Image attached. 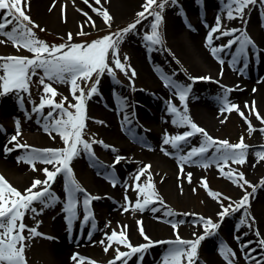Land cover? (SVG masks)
Instances as JSON below:
<instances>
[{"label":"snow or ice","instance_id":"6c2138e0","mask_svg":"<svg viewBox=\"0 0 264 264\" xmlns=\"http://www.w3.org/2000/svg\"><path fill=\"white\" fill-rule=\"evenodd\" d=\"M76 3V0H73ZM85 3H89V0H85ZM96 5L100 7H94V11L103 17L104 22L111 28L112 17L107 10L101 4V0H95ZM170 3L175 6L178 4V0H170ZM260 3L264 7V0H225L226 17L231 20L237 16L243 17L245 15V8L249 5H255ZM53 6L56 5V0H52ZM169 0H144L142 8L136 13V18L123 28L117 29L115 33L107 32L105 35L93 39L90 42L73 40V33L69 32L65 37V42L59 44L49 45L44 40L37 37L30 25H37V22L32 20L29 13L25 10L26 7L30 8L29 0H0V10H5L2 13V19H0V34L8 37L17 47L22 46L28 49L33 55L13 54L7 56H0V95L13 93L17 97L18 103L21 108H24L25 98L23 93H29V99H31L30 85L33 83L32 77L39 76V85H44L42 95L39 103H33L31 113L37 114L38 119L43 121V130L50 136L52 132L58 133L63 140V147H35L23 143L20 139L21 136V121L16 118V131L11 135L8 144L5 145L4 151L6 153L12 152L13 149L22 148L24 152L22 155L17 156V161H23L28 163L33 170L42 171L46 175L41 177H35L32 183L26 187L23 191L18 190L7 179L0 174V264H27L25 249L28 247L26 241L32 239L36 235H45L40 233L37 227H31L24 222L26 213L32 214L43 213L47 208L55 207L57 203L62 201V197L59 194L53 192L51 188L52 182H54L58 174H62L64 178V187L66 191V202L64 203L63 211L66 212L68 227L71 229L73 221L79 218L77 206L81 203L80 196L82 194V207L83 217L82 220L85 224H90L91 228H96V222L94 213L90 210V204L94 199H98V196H94L85 189L81 183L75 178L74 169L71 166L75 157L80 156L83 152H87L88 156L95 160V152L93 150V143L96 141H89L83 138V130L86 127L85 119L87 115V99L91 98L94 94L100 91L99 85L101 78L107 71L112 75L115 80V72L112 64L109 63V59L114 62L115 68L121 69L125 72V75L130 81V87L135 90V82L133 77L137 75L134 67L127 61L130 59L127 54L124 55L123 61L120 57L119 46L120 43L126 38V35L132 31H136L137 25L141 20H144L146 16L153 17L150 24V31L146 30L143 33V39L151 50L153 47L159 45L163 50L164 39L160 32V24L164 19L163 12L168 6ZM151 9V11L149 10ZM63 11V9H61ZM81 11H83L81 9ZM84 16L87 20L95 26L93 17L87 12H84ZM7 25H13L10 30L6 29ZM210 27V31L206 36V46L209 47L210 52L214 58H216L221 65L225 64V60L221 53L225 49H230L235 44V50L230 53L231 60L229 63L236 68L240 63H243V68L238 70L242 73L244 68L248 67L249 53L257 49L256 41L250 36L246 30L240 31L239 36L232 35L226 42L214 44V34L224 36L227 34H233L238 31L236 27H224L222 25L221 16L216 17V23ZM43 30V28H41ZM83 34L82 31L75 33V35ZM137 35H140L137 32ZM131 70V74L128 71ZM95 74V78L93 76ZM220 75H223V68L220 69ZM165 87L171 89L176 97L179 99V105L173 102L172 99L166 101L167 112L171 115V123L177 127L187 126L184 131L176 132L175 134L166 132L161 144L162 150L166 154L176 155L180 162V169L183 172L185 163H196L203 167L215 164L217 168L221 169L222 174L233 180L242 189L245 185H251V192L244 190L243 194L237 200H233V197L226 196L225 198L231 203L224 204L221 196L223 194L216 191L209 190V194L219 201L220 210L216 213L219 217L217 220H213L212 217H204L202 214L192 213L193 216H198L199 219L193 221L203 228L202 232L194 231L192 238H184L179 235L178 228L184 223L183 220L169 219L166 220L171 225L174 238L168 237L164 240H155L148 236L142 224V218L137 220L139 225V231L144 238V242L133 244L130 238L127 236L125 230L117 231L113 229L110 233L105 232L106 240H101L99 243L104 245V250L107 252L113 242L117 245L126 246V250H121L120 247L115 248V255L106 262V264H113V261H121L122 264H127L128 259L137 256L138 264H142L144 254L156 244L165 243L168 247L165 249L162 257V264H196L198 258V247L205 238L218 234L220 225L224 222L226 216H231L238 210L242 209L245 205L250 203V197L257 190V185L252 184L250 181L244 178V173L239 172L233 168H229L228 171H223L224 166L229 162H238L243 164L246 159V150L248 145L244 142L243 137L237 143H230L227 139H221L210 135L205 128L198 125L188 114L187 99L193 89V83H185L175 79V73H164L161 77ZM215 79L211 75L190 76L192 82L203 80ZM57 83H69L70 90L74 96L75 103L68 101V104L75 111H70L68 107H65L64 101L68 100L65 96L60 102H56L52 97L57 95V88L53 87L52 82ZM80 81L90 82V87L85 89L81 87ZM234 86L224 85V91L218 96V101L221 103L220 111L236 110L245 121L248 122V131L251 133L253 130V124L248 119V116L240 109V107L228 100V93ZM255 91V89H253ZM77 92L79 94H77ZM50 93L51 95H44ZM123 101L121 111L129 109L127 103V97L121 98ZM246 105L248 102H245ZM181 105L183 107H181ZM45 106H50V110L42 116ZM253 108L255 102H252ZM57 110H59L57 112ZM30 116V113H26ZM258 119L264 121L258 111H256ZM135 118V113L128 110L123 116V120L127 124H132V119ZM227 119V116L223 117ZM104 124V121H99ZM123 126V125H122ZM3 126L0 125V129ZM6 131V129H4ZM200 134V142L198 145H192L184 151L183 146L189 143V138L195 134ZM55 137H53L54 139ZM15 141L13 144L12 142ZM105 149L111 148L113 152H116L114 145L107 144L104 140L98 141ZM11 145V146H9ZM164 145H170L171 149L164 147ZM211 150V151H210ZM257 156L264 159V151L257 152ZM124 156L117 154L112 166H108L107 178L115 186L118 181L114 177V165L120 163ZM37 162L43 163L45 166L42 169L37 168ZM223 162V163H220ZM99 164V161H96ZM49 165L51 167H49ZM150 163L143 164L135 172L136 181L140 180L141 175L145 174L146 169H150ZM148 180L140 183L136 182L134 187L138 189L137 199L135 203H128L124 206L123 210L128 211L132 208L133 211L143 212L149 206L153 204L154 200H159L164 203V198L159 195L155 190L154 184L151 180L153 173L147 171ZM189 181H191L192 173H187ZM204 186L207 188L206 178L202 177ZM260 185H264V177L260 179ZM40 186V187H37ZM182 190V189H181ZM195 191V189H194ZM142 195V199H141ZM125 201H129L127 191L125 192ZM40 205L41 207H38ZM153 213L157 212L155 206H151ZM168 216L173 215L172 209H165ZM188 213H184L187 215ZM251 216L246 209L244 215L238 221L237 227L247 225L252 227L251 221H255V217L251 216V221L248 217ZM91 218V220H90ZM158 220H163L164 217L157 216ZM42 221H37V224ZM109 223H111L109 221ZM107 227V225H106ZM127 226H122V229H126ZM25 229H28L25 234ZM91 237L92 232H88ZM243 235H247L244 233ZM255 235L258 240L255 242L261 248H264V234H261L259 229H256ZM237 240H241V236L236 237ZM95 243V241H93ZM252 240L242 241L241 248L244 251L245 259L250 264H264V255H261L260 259H255L254 256L249 255L250 252H255L254 248H249L248 245L253 244ZM219 251L227 262V264H238L237 253L228 244L221 242ZM259 255V254H258ZM75 259V257H73ZM91 264H97L95 260L91 261Z\"/></svg>","mask_w":264,"mask_h":264},{"label":"bare ground","instance_id":"6f19581e","mask_svg":"<svg viewBox=\"0 0 264 264\" xmlns=\"http://www.w3.org/2000/svg\"><path fill=\"white\" fill-rule=\"evenodd\" d=\"M141 2V0H118V2L110 4V0L107 2L105 0V5L103 7L107 8L113 19L121 21L125 17L135 13L134 11H140ZM195 3V0H183L182 2L183 7L191 16L193 15L195 9H198V4L195 6ZM43 4L46 6L45 9L42 8ZM221 5L222 3L220 0H205V6L210 10L218 7L221 8ZM30 7L33 11H35L37 19L40 22H43L47 26H51V28L60 32L76 33L80 31V29L84 30L92 26V23L89 22L87 17L84 16V13L80 11V9H82L87 12L85 6L77 0L75 4L73 3V0H56L55 6H53L52 0H46V2L42 0H32L30 1ZM61 9H63V11H61ZM224 13L226 14V12ZM184 15L183 11L180 13L173 7L168 9L166 13V21L169 45L174 49L176 56L182 61V63L184 65H189L187 66L189 70L191 72H195L194 75H211L215 78L208 81L200 80V84L197 85V88L194 91V93L198 94L188 106V114L190 117L194 120V122L200 126H204L208 131L221 129L227 120L223 119V117L227 116L226 111L222 113L220 109L217 110L212 105V99H214L213 94L223 89V87H219V85L216 84L218 82L220 84L234 86L231 88L230 94L235 100V103L240 104L248 102L247 106H249L254 101L258 112L264 116V69L259 72L257 77H254L249 68L248 72L250 77L245 79V77L243 78L238 70L229 63L231 60L230 58L224 59L225 64L221 65L219 61L212 56L209 47L206 46V36L210 31L209 26L216 23V17L218 15H211L208 21L205 20L207 22L203 26L198 25L195 29L187 30V36H183L182 32L184 31L183 29H185L184 22L186 24ZM92 17L95 21V27H98L101 23L100 19L94 16ZM251 19H253V17ZM221 20L224 27H229L228 25L233 23L232 20H229L226 16H221ZM141 23L142 24L141 26L139 25V27H144V23H146V21L144 20ZM140 29L142 28L137 30L140 35L135 34L122 44V48L128 54L130 53V61L136 66L140 78L143 81H147V85L149 86L148 92L151 93L144 96L142 95V98L141 96H138V94L129 95L131 103H133V101L141 102L142 100L146 105L145 107L143 106L142 108H137V116L139 117L137 121L133 122V124L139 134L140 131H144L142 130L143 127L148 125H159L162 128V132L159 133L160 135H164L168 130H170L171 133L174 130L184 131L187 126L177 127L173 125L171 123V115L166 110V101L168 99H172L174 103H177L178 97L174 95L171 89L165 87L163 81L159 79L162 74H157L158 77L154 74V71L163 72L164 69L166 70L168 68V59L161 55L157 50H149V48H146V46L143 45L145 41L141 34L144 30ZM241 30H246L257 43L260 70L264 64V30L262 28L260 30L258 28L255 29L252 26H244ZM222 37L223 36L214 34L213 43L219 44ZM231 50H235V45L230 49V51ZM13 54L30 55L26 49L17 47L15 44L6 40L5 37L0 36V56ZM223 54L225 55L226 51ZM221 68H223L222 76L220 75ZM177 79L182 81L180 77ZM102 89L103 88L100 90L102 91ZM253 89H255V91H253ZM14 96L15 95L13 93L0 96V121H3L7 117L8 113L15 111L18 101L17 97H15V100L13 99ZM111 96L113 97V95ZM112 97L111 99H113ZM113 100H115V98ZM163 103H165L164 112L161 113ZM122 104V100H115L112 103L114 108L122 107ZM91 105L92 108H94V111L99 109L94 102ZM149 106L153 107V109H148ZM128 110L129 109H125L123 112L115 111L118 115V119L113 111L104 115L106 120H109V122H107L109 124H106L107 126H105V133H103L105 139L108 140V144L116 147V150L119 151L118 154H122L123 152L125 157V159H123L120 163L114 165L113 174L118 183L113 186L111 181L107 178L108 166H112V162L115 159V157L108 156L110 155L108 153H106L104 160L101 161L100 164H95V168L93 169L91 176L88 177L87 175H84L83 172H80L81 178H78L81 182L82 180L84 181L81 185L87 189L89 193L97 194L99 197L94 203L92 202L90 204V210L94 213L97 227L91 229L90 224H85L84 222L79 221L78 224H76V227H79L77 225L84 227V232L81 234H84L85 237L86 234L91 231V237L87 239L84 237V240H80L77 243H75V238L70 242L65 240L66 225L68 223L66 219L67 214L64 211L57 212L50 224H38V228L43 227L41 229L37 228L38 231L45 234L43 236L40 235L42 240L44 238L46 240H50L47 248L43 249L40 245L36 246L32 239L27 241L28 247L25 249V255L30 253L29 249H31L32 253L39 252L35 256L41 257L33 262L27 261L28 264H91L92 259L96 262L106 263L115 255L114 254L110 258L108 257V259L102 260L109 253V250L112 251L114 249L115 252L116 247H120L121 250H126V246L117 245L113 248L112 244L106 252L104 250V245L99 243L101 240H106L104 235L105 232L110 233L113 229H116L117 231L125 230L131 243L137 244L144 242V238L141 236L139 231V225L137 224V220L140 218H142V224L145 232L152 239L164 240L168 237L174 238V235L169 233V231L172 230L171 225L166 223L164 219L158 220L157 216L163 217L165 209L175 208V203L178 201H184L186 206L185 208L191 210L193 213L202 214L204 217H212L215 218V220L219 219V217L216 216V213L220 210L218 200L217 203L215 198L212 196L210 197V195H207L206 193H204L205 195L203 197L198 198H196V194L192 195L193 189L191 186L195 185L196 177L199 174L205 173V169L202 166H199L196 163H185L183 172H181L178 157L170 154L167 156L162 150L161 144L163 139H154L152 142L153 144H151L149 149L146 150L143 148L136 149V147H131L129 142L125 140L118 130L119 128L117 122L121 124L123 116ZM243 111L247 112V109L246 111ZM245 115L248 116L249 120L254 121L255 118L251 115L249 117V113H245ZM257 125L261 126L262 124L259 122ZM21 127H24V129L28 131L36 130L39 132L38 135L23 134L22 137L20 136L18 138L23 143L28 145L38 148L47 147L52 145L55 139H53V136H50L46 132H42V120H37L32 123L26 122V124L23 126L21 125ZM4 129H6V131H4ZM15 131L16 121L15 126H3V128L0 129V174H2L7 181L18 190L23 191L32 183L35 177L43 178L45 173L33 170V168L26 162L17 161V156L22 155L24 149L16 148L13 149L12 152L8 153L4 151L5 145L8 144L11 135L15 134ZM257 132L258 133L255 134L247 143L248 148L244 175L245 179L250 181L252 184L257 185V190L250 197V203L235 213L244 215L246 209L249 213H251V216L255 217V221H251V216L248 217L252 223V227L249 229L247 227L246 229H243L242 227L238 228L236 226V222H228L231 216H226L224 222L220 225L218 234L209 237V240H212L213 243L211 245H206L208 241L204 242L205 244L203 241L201 242V245L198 247V258L196 264H227L219 251V247L215 251L212 249V247H214L213 244L215 239L223 241L236 251L238 263V248L241 247L240 244L242 241L252 240L254 242L253 244L248 245V247L255 249L254 254L259 253L257 259H259L261 255H264V248H261L257 243H255L258 240L255 235L256 229H259L261 234H264V185H260V179L261 177H264V159L257 156V152L264 151V131H261V127H259L257 128ZM192 137L195 142L196 138L200 139V134L197 133ZM12 143L14 144L15 141ZM164 147L169 148L170 151H174L171 149L170 145H164ZM146 163H150L151 165V168L148 170L153 173L151 180L154 184L155 190L164 198V203H161L159 200L153 201L151 206H155L157 208L156 213L151 211V206L143 212L133 211L132 208H129L128 211L125 212L123 210L124 206L131 203L132 200L137 199L138 189L133 187V185L130 184V181L133 180L135 183H143V181L146 180L144 175H141L139 181H136L135 179V172L139 169L138 166L142 167L143 164ZM213 165L217 168L215 164ZM44 166L45 165L43 163H37L38 169H42ZM49 167L51 166L49 165ZM136 167L138 168L135 169ZM224 170L228 171V168L224 167L223 171ZM78 171L79 167H76L75 173ZM189 172L192 173L191 181H189L187 177V173ZM51 188L55 192L64 191L66 193L62 174H58L56 180L52 182ZM249 189H251V186ZM126 191L130 198L129 201H125L124 199ZM236 191L238 192L237 184L230 179L226 180L225 184H222L216 189V192L223 194L221 199L227 195L236 200ZM241 194L243 193L241 192ZM227 201L228 200H225L223 203L228 204ZM81 204L79 203L77 206L79 217L84 215ZM38 207L41 206L38 205ZM231 220L234 221L233 219ZM109 221L111 223H109ZM27 225L31 224L28 223ZM87 225L89 226L88 228H86ZM124 225L127 226L126 229H122V226ZM85 228L87 230H85ZM239 229H242L241 232H243V234L245 232L244 230H247V235L242 236L241 233H236L234 236L235 239L237 236H241V240H237L236 242L233 239L231 240V237L225 233L228 231L229 233H234ZM194 231L202 232L203 228L198 224L190 222V224H188L180 232L182 233V237L192 238V233ZM93 241H95V243H93ZM167 247L168 245L165 243L159 244V246L156 247V250L143 256L142 264H162V257L159 253L164 251ZM73 257H75V259ZM134 257L136 256L134 255L129 258L127 264H133ZM122 260L123 258H121V261H113V264H122ZM134 264H138V261Z\"/></svg>","mask_w":264,"mask_h":264},{"label":"rangeland","instance_id":"374dc122","mask_svg":"<svg viewBox=\"0 0 264 264\" xmlns=\"http://www.w3.org/2000/svg\"><path fill=\"white\" fill-rule=\"evenodd\" d=\"M30 1H32V0H29V2ZM42 1L46 2V0H42ZM77 1L85 6V8L87 10V13H89V15L94 16L96 18H99L101 23H100V25L98 27H95V26L92 25L88 29H84V30L80 29V31L83 32V34H81V35H75V33H73L74 34L73 35V40L76 41V42H80V41H88V42H90L93 39H97V38L105 35L107 32L111 31V32L115 33V31L117 29L125 27L127 25V23H129L133 19H135L136 18V13L138 12V11L137 12L134 11L135 13L125 17L122 20L120 18L121 21H119L118 19H113L112 18V21H111V25L112 26H111V28H109L108 25L104 22L103 17L100 14H98L97 12L94 11V7H100V5H96L95 0H89V3H85V0H77ZM107 1L108 0H106V2ZM126 1H128V0H126ZM141 1H142L141 2V8H142L144 0H141ZM195 1L197 3L198 0H195ZM220 1H221L222 5L223 4L225 5V0H220ZM104 2H105V0H101V4L103 6L105 5ZM115 2H118V0L117 1L110 0V4L115 3ZM157 2H158V0H157ZM182 2H183V0H178V4L173 6L170 3V0H169V4H168V6L165 8V10L163 12L164 19L161 22L160 29H159L161 34H162V36H163V39H164L163 50H161L159 45L155 46L154 50H157L161 55H163L166 59H168V62H167V64H168L167 67L168 68L166 70L164 69L163 72L154 71V74H155V76L158 77L157 74L164 75V73H173L174 72L175 73V79L180 77L182 79V81L181 80H179V81H181V82L193 83V89H192L193 93L191 91L192 95H191V97L189 99H187V104L189 106L190 102L193 101L195 96L198 94V93H194V91L196 90L197 85L200 84L201 81L198 80V81L192 82L190 80V76L194 75L195 72H191L189 70V68L187 67L189 65H184L182 63V61L176 56V54L174 52V49L171 48V46L169 45V42H168L169 36L167 35V21H166V13H167L168 9L170 7H173L174 9L180 10L181 7L184 8L183 5H182ZM196 3H195V6H196ZM45 7H46L45 4H43L42 8L45 9ZM141 8H140V10H141ZM222 8H224V9H222ZM216 9H217V11L216 12L214 11L216 14L218 13V15L226 16V14H224V12H226L225 7H223V6L221 7V9L223 11L221 9H218V8H216ZM25 10L29 13V15L31 16L32 20L36 21L37 25H39V26L30 25L31 27H33V30H34V32L36 33V35H37V37L39 39L44 40L50 46L53 45V44H59V43L65 42V37L67 36V34H65L64 32H60V31H58L56 29H53V28H51V26H47L43 22H40L37 19L35 11H33L31 9V7L30 8L26 7ZM149 10L151 11V9H149ZM3 11H5V10H0V14L3 13ZM80 11H81V9H80ZM244 11H245V15L243 17L237 16V17L231 19L233 23L228 25L229 27H236L238 29V31L236 33H233V34L224 35L221 38V40L219 41V43L226 42V40L231 38L232 35L239 36L240 31H242L241 28L244 27V26H250V27L252 26L255 29H257V28L259 30L261 29V27L263 26V24L261 23L262 22L261 19H264V7H262L260 3H257L255 5L247 6ZM82 12H85V10H83ZM252 17H253V19H251ZM152 19H153V17L146 16V18L144 19L146 21V23H144L145 26L144 27H139V25L141 26V24H142L141 22L144 21V20H141L140 24L137 25L136 31H132L129 34H127L126 38L120 43L119 53H120V57H121L122 61H123L124 55L127 54V56L130 58L127 61V63H130V64L132 63L130 61L131 60L130 53L128 54L122 48L123 42H125L127 39H130L135 34H137V32H138L137 30L139 28H142L144 30L142 32V34H141L143 36V33L146 30H148V28H150V24H151ZM12 27H13V25H7L6 29L10 30ZM41 28H43V30H41ZM184 28L185 29H183L184 31L182 32V35L183 36H187L186 26H184ZM142 29H140V30H142ZM150 30L151 29H149L148 31H150ZM80 31H78V32H80ZM0 36L1 37H5L6 40H8L10 43H13L11 40L8 39V37H6V36H4L2 34H0ZM230 49H225V51H226L225 55L223 54L225 51L221 53V55L223 56V59H227V58L231 59L230 53L233 52L234 50L230 51ZM26 50L28 51L29 54L33 55V53H31L28 49H26ZM109 63L112 64V66H113V69H114V72H115V76H117V78H118V82H120V84H122V86H124V87L123 88L121 87L119 89L115 85L113 86V77H111L112 75L108 74V72L106 71L105 74L103 75V77L101 78V83L99 85V89L103 88L102 91L100 90L98 93L94 94L91 98L87 99V102H86L87 103V109H86L87 115H86V119H85L86 127L83 130V138L86 139V140H89L90 142L93 141V140L96 141L95 143H93V150L95 152V158L96 159L92 160L88 156L87 152H83L80 156L75 157L73 159L71 166L74 169L75 178L80 183H84L83 180H82V182L79 180L81 178L80 177L81 176L80 172H83L84 175H87L89 177L93 173V165L97 164L96 163L97 160L99 161V164H100L101 161L104 160V157L106 156V153L110 154V155H108L110 157H115L119 153V151L113 152L111 148L105 149L98 142L99 140L102 139L108 144V140L105 139V136H104L103 133H105V126H107L106 124H109V123H107V122H109V120H106L104 115L106 113H108V112H112L113 111L115 113V116L118 119V115H117V113L115 111H117V112L120 111L121 112V107L114 108L113 105H112L113 101H115V100H113L114 97L117 100L119 98L121 99L122 97H126V95H129L130 93H135V94H138V96H141V98H142V95L144 96V95L151 94V93L148 92L149 86L147 85V81H143L140 78L138 70H137L136 66L133 65V63H132V67H134L136 72H137V75L135 77H133V80L135 82V90H133L132 87H130V81L128 80V77L125 75V72L123 70H121V69L115 68L114 62L111 60V58L109 59ZM263 69H264V64L261 67L260 71L263 70ZM0 72H2V70H0ZM128 74L129 75L131 74V70L128 71ZM240 74H241V76H243V78L245 77V79H246L247 78L246 75L249 74V72L248 71H244V72H242ZM162 75L159 77L160 80H162V78H161ZM94 78H95V74L93 76V79ZM32 80H33V83H31V85H30L31 99H29V93H27V92L23 93L24 98H25L24 108L22 109L20 104L18 103V105H16L15 111L8 113L7 117L3 121H0V124L3 125L4 127L15 126L16 118L20 119L22 126L24 124H26V122L27 123H32V122H35L37 120H41V119H38L37 114L31 113V108L33 106V103H37V104L39 103V100H40V97L42 95V90H43L44 85H39V76L32 77ZM52 83H53V87L57 88V90H58L57 95L55 97H52V98L56 102H60L61 100H63V98L65 96H67L68 100L64 101L65 107H68L70 111H75V109L71 108L69 106V104H68L69 100L72 101L73 103H75L74 96H73V94H72V92L70 90V82L69 83H57V82L53 81ZM79 83L81 84V87H85L86 90H87L88 87H90V82L80 81ZM216 84L219 85V87H223L224 86V84H220L219 82L216 83ZM223 91L224 90L221 89V90H219V91H217V92H215L213 94V96H214V99H212V105L213 106L217 107L218 96L220 94H222ZM14 92H15V90H13V94H14ZM230 93L231 92L228 93V100L235 101L231 97ZM77 94H79V93L77 92ZM44 95L50 96L51 94L48 93V94H44ZM111 95H113V97ZM15 97H16V95L13 97L14 100H15ZM111 97L113 99H111ZM93 102L98 106V108H99L98 110L94 111V108H92L91 104ZM179 103L180 102H179V99H178V102L176 104L179 105ZM142 105L144 106V104H142ZM164 106H165V103H163L162 112L161 113L164 112ZM238 106L240 107V109L242 111L243 110L246 111V109H247V112H244V111L243 112L244 113H249V117L251 115V116H253L255 118L254 121L250 120L252 122L253 126H254L253 130L251 131V133L248 131V122L245 121L244 117H242L234 109L227 112V120L225 121L224 125L221 127L220 130H215V131H208L207 130V132L210 135H212L213 137H218V138H221V139H227V140H229L230 143H237L241 139V137H243L244 142L247 144L251 140V138L255 134L258 133L257 132V128L261 127V131L262 130L264 131V122H262V120L258 119L257 116H256V111H258L257 107L253 108L252 104L247 106L245 103H240V104H238ZM181 107H183V106L181 105ZM138 108H141V107H138ZM149 109H153V107L149 106ZM49 110H50V106H45L44 112L41 113L40 115L42 116L43 114H45ZM58 111L59 110H57V112ZM26 113H30V116L26 115ZM117 119H116V121H117ZM101 120L104 121L105 123L104 124L99 123V121H101ZM259 122L262 124L261 126L257 125ZM42 124H43V121H42ZM117 124H118V128H119L118 130H119L120 134H122V136L125 138V140H127L129 142L131 147H136V149H141V148H143L145 150L149 149V147H143V146H141L140 144L137 143V137L138 136L137 135L135 136V134H134L135 129L134 128H127V129L124 128L123 129V126H122L123 123L121 125H119V123L117 122ZM159 127H160L159 125H153L152 126L154 131L160 133V132H162V128L161 127L159 128ZM202 127L205 128L204 126H202ZM21 129H22L21 137L23 136V134H26V135L27 134L28 135H38V133H39L36 130L28 131V130L24 129V127H21ZM42 132L44 133L45 131L43 130ZM167 132L171 133L170 130H168ZM176 132H180V131L179 130H174L172 132V134H175ZM131 134L134 136L133 140H132V138H129V136H128V135H131ZM51 136L55 137V139H54L52 145H49L47 147H63L64 146L63 140L61 139V137H60V135L58 133L53 131ZM146 136H147V134H146ZM163 138H164V136H163ZM199 142H200V139L196 138V140L194 142V138L190 137L189 138V143L187 145H184V147H183L184 151L186 152L187 149L189 147H191L192 145H194V144L198 145ZM109 145H111V144H109ZM120 155L124 156L123 152ZM166 155L168 156V154H166ZM246 157H247V150H246ZM37 163H40V162H37ZM220 163H223V162H220ZM198 165L201 166L200 164H198ZM245 166H246V159H245L243 164H240L238 162H231L230 161L229 164L225 165L224 167H227L228 169L229 168H233V169H235L237 171V173L243 172L245 174ZM76 167H79V171L75 173ZM138 167L140 168L141 166H138ZM138 167H136L135 169H137ZM203 168L205 169V173L199 174L198 176L196 175L197 176L196 177V183H195V185L191 186L192 189H193L192 190V193H193L192 195L196 194V198L203 197L205 195L204 193H206L207 195H210L209 194V190L216 191L217 187L221 186L222 184H225L226 180H229V178L224 176L222 174V171L217 169V168H215L213 164L209 165L208 167H203ZM148 170L149 169H146L145 173H147ZM224 171H226V170H224ZM144 176H145L146 180H144L143 182H146L148 180V178L146 177L145 174H144ZM202 177L206 178L207 185H208L207 188L204 186V182L201 179ZM130 183L134 187L135 182H133L131 180ZM248 186L250 188L251 185H245L244 189H242L237 184L238 192L236 191L237 193L235 194L236 195L235 198L238 199L242 195L241 192L242 193L244 192L243 190H248L250 192L251 189H249ZM37 187H40V186H37ZM194 189H195V191H194ZM53 192L56 193V194H59L62 197V201L66 200L67 195H65V193H62L64 191H56V192L53 191ZM93 195L94 196H98L97 194H93ZM210 197H211V195H210ZM81 198H82V194L80 196V199ZM213 198H215V197H213ZM141 199H142V195H141ZM215 199H216V202L218 203L217 198H215ZM222 200L225 202V200H228V199L223 197ZM95 201H96V199H94L92 202L94 203ZM81 202H82V199H81ZM227 202L231 203L232 201L228 200ZM131 203L132 204L135 203V200H132ZM175 205H176V207L172 209L173 210V215L168 216L166 214V212H164L163 213V217H164L165 221L169 220V219L183 220L184 223L181 224L179 226V228H178L179 235L182 236V233L180 231H182L183 228H185L188 224H190V222L193 223V221L198 220L199 217L198 216H193L192 215L193 212L191 210L185 208L186 206L184 204V201L183 202L178 201V202L175 203ZM63 208H64L63 204L60 205L59 203H57L55 207L47 208L43 213L35 214V217H34V214H32L31 212H28V213H26V215L24 217V222L26 224L30 223L31 227H37V228H38L37 221H42L41 223H39V225L50 224L51 221L54 218V215L57 212H60V211L62 212ZM184 213H188V214L184 215ZM241 216H243V214H240V213L239 214H235L234 213L233 215H231V218H230V220L228 222H231V223L236 222L237 223L236 226H237L238 225V221L241 218ZM82 217L83 216L79 217L78 219H75L74 220V225L78 224V221L82 222ZM231 219H233L234 221H232ZM213 220H215V218H213ZM193 224H196V223H193ZM77 226H79V228H80V225H77ZM87 227H89V226L87 225ZM246 227L249 229V227L247 225L242 226L243 229H246ZM41 228H43V227H41ZM41 228H38V229H41ZM75 228H77V227H75ZM27 231H28V229H25V234H27ZM241 231H242V229H239V230L235 231L234 233H229V231L225 232V233H227V235H229L231 237V240L232 239L234 240L235 239L234 238L235 234L236 233H241L242 234L243 232H241ZM244 231H245L244 233H246L247 230H244ZM169 233L175 236V233L173 232V230H170ZM32 241L34 242V244L36 246L40 245L44 249V248H47L49 246V241L50 240H46L45 238L43 240L42 239L40 240V238H38V236L36 235V236H34L32 238ZM206 241H208L206 243V245H209V244L211 245L213 243L212 240H209V237L205 238V240H203V243L206 242ZM26 243H27V241H26ZM220 244L221 243L219 242V240L215 239L214 240V244H213L214 247H212L213 251L217 250L218 247L220 246ZM116 246H117V244L115 242H113V248L116 247ZM157 246H159V244L151 246V248L145 254H148V253L156 250ZM29 250H30L29 251L30 253L26 254V260L28 262H31V261L33 262L36 259L41 258L40 256H35L39 252L38 253H32V250L31 249H29ZM238 250H239V252H238L239 263L238 264H250V262L247 259H245L244 251L241 250V247H239ZM112 251L109 250V253L102 260L108 259V257L110 258L112 255H114L115 254L114 249ZM164 252H165V249H164V251H161L159 253L161 257H163ZM250 253H249L250 255L255 256V259L258 258L257 255H254L252 252H250ZM136 261H137V256L134 258L133 264ZM97 264H106V263L97 262Z\"/></svg>","mask_w":264,"mask_h":264}]
</instances>
